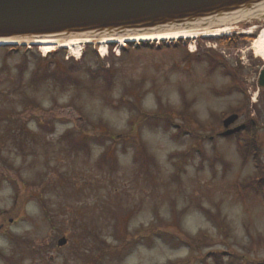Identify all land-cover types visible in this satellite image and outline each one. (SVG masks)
<instances>
[{"label":"rangeland","instance_id":"obj_1","mask_svg":"<svg viewBox=\"0 0 264 264\" xmlns=\"http://www.w3.org/2000/svg\"><path fill=\"white\" fill-rule=\"evenodd\" d=\"M230 30L44 61L0 45V264H264L251 136L221 137L256 119L264 169V20Z\"/></svg>","mask_w":264,"mask_h":264},{"label":"water","instance_id":"obj_2","mask_svg":"<svg viewBox=\"0 0 264 264\" xmlns=\"http://www.w3.org/2000/svg\"><path fill=\"white\" fill-rule=\"evenodd\" d=\"M254 20H264V0H0V40L199 34ZM238 120L223 121V137L244 130L230 129Z\"/></svg>","mask_w":264,"mask_h":264},{"label":"bare ground","instance_id":"obj_3","mask_svg":"<svg viewBox=\"0 0 264 264\" xmlns=\"http://www.w3.org/2000/svg\"><path fill=\"white\" fill-rule=\"evenodd\" d=\"M231 26L221 29L208 31L199 34H177V35H136V36H123V37H109V38H61V37H39L31 41H15V40H0V45H37L40 46L45 54L52 52L55 47L66 48L74 51V56H79L86 44L96 43L101 46V53H104L106 47L112 43L124 44V43H139V42H154V41H174L177 39L195 40L201 37L217 38L220 36L230 35ZM243 34H252V29H245ZM256 57L261 59L264 63V31L260 32L258 37L253 41L251 48Z\"/></svg>","mask_w":264,"mask_h":264},{"label":"trees","instance_id":"obj_4","mask_svg":"<svg viewBox=\"0 0 264 264\" xmlns=\"http://www.w3.org/2000/svg\"><path fill=\"white\" fill-rule=\"evenodd\" d=\"M237 38L235 37H232V38H229L228 40H230V43H229V46H234L237 42L236 40ZM150 44L148 43H141L138 45V47H144V46H148ZM7 49H11L12 51H19L18 49H20L19 47H13V48H7ZM59 53H61L62 57H64V53L62 52H53L51 53L48 57L46 58H43V61L45 59H50V58H53L55 56H57ZM56 66V65H55ZM73 71V70H72ZM70 70V72H72ZM68 72V73H70ZM46 74L48 75L47 71H46ZM35 81L39 79V72L38 71H33L32 73ZM50 75H52L53 77H59V76H63L62 80H66L69 75H63V73H59L57 72L56 70L53 72V73H50ZM226 117V116H225ZM258 128H259V124L258 122L252 120V119H248L247 120V133L249 136H251V140L249 142V144L246 146V148L244 149V155H245V158L248 159L250 157H252V159L255 161V164L259 170V177L257 180L254 181L253 184H250L256 191H258L264 198V169H263V165L261 163V160H260V157H259V149H258V146L256 144V137H257V132H258ZM75 144L76 146V149H85L86 146H84V143H81V144H76V143H73Z\"/></svg>","mask_w":264,"mask_h":264},{"label":"flooded vegetation","instance_id":"obj_5","mask_svg":"<svg viewBox=\"0 0 264 264\" xmlns=\"http://www.w3.org/2000/svg\"><path fill=\"white\" fill-rule=\"evenodd\" d=\"M236 125H237V123L233 127H235Z\"/></svg>","mask_w":264,"mask_h":264}]
</instances>
